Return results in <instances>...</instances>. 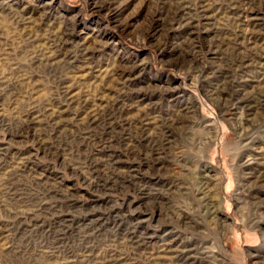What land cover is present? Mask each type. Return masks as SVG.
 Instances as JSON below:
<instances>
[{
    "label": "rangeland",
    "instance_id": "374dc122",
    "mask_svg": "<svg viewBox=\"0 0 264 264\" xmlns=\"http://www.w3.org/2000/svg\"><path fill=\"white\" fill-rule=\"evenodd\" d=\"M0 264H264V0H0Z\"/></svg>",
    "mask_w": 264,
    "mask_h": 264
}]
</instances>
